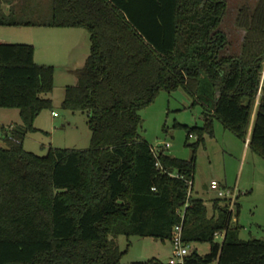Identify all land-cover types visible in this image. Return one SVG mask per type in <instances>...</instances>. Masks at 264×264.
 I'll return each instance as SVG.
<instances>
[{"label":"trees","instance_id":"trees-1","mask_svg":"<svg viewBox=\"0 0 264 264\" xmlns=\"http://www.w3.org/2000/svg\"><path fill=\"white\" fill-rule=\"evenodd\" d=\"M227 7L226 0H51L45 20L36 11L35 20L0 19L90 33V53L62 107L86 113L92 132L87 149L26 150L35 119L53 106L56 67L38 64L32 44L0 42V107L22 118L0 146V264L153 263L123 261L130 237L171 240L180 222L186 243H210L186 264H264V240L240 238L227 199L208 205L188 195L195 156L155 153L139 133L140 110L181 87L204 108V126L185 125L188 137L203 141L218 119L245 142L249 135L248 146L264 157V0L239 10L236 23L246 30L239 55L223 51Z\"/></svg>","mask_w":264,"mask_h":264},{"label":"rangeland","instance_id":"rangeland-1","mask_svg":"<svg viewBox=\"0 0 264 264\" xmlns=\"http://www.w3.org/2000/svg\"><path fill=\"white\" fill-rule=\"evenodd\" d=\"M226 1L228 7L220 28L227 34L229 44L223 51L226 55H239L246 35V30L236 23L239 10L244 5L253 9L258 0ZM35 11L41 14L40 20L48 18L51 0L0 2V19L35 20ZM67 29H73L71 31H77L78 34L75 36L64 32ZM0 42L32 44L35 51H38L37 59L40 62L56 67L54 89L47 95L52 99L53 106L44 109L37 116L34 125L38 129L27 133L24 148L39 155L46 154L50 147L80 150L89 148L92 132L87 114L63 108L62 101L66 86L77 82V74L65 67L69 65H66L63 51H81L83 45L86 47L85 51H90V33L84 28L0 24ZM74 45L76 48L73 50ZM203 112V106L194 103L193 97L183 88L173 92L162 90L151 104L140 110L139 133L157 149L163 148L166 154L183 159L195 156L191 192L194 197L202 198L211 205L213 199L218 198L213 189L206 187L212 180L236 189L239 197L232 225L238 223L241 226V239L264 240V157L218 119L214 120L213 133H205L203 141L197 143L196 134L188 137L185 125L204 126ZM254 115L255 109L252 123ZM21 123L19 109L0 107V146L8 145L10 126H19ZM249 138L248 135L247 139ZM222 239V235H217L216 241ZM127 241L125 235L118 237L122 248L126 247ZM189 248L191 252L196 250L204 255L210 251V243L195 242ZM173 257L177 258L171 240L134 235L130 237L129 250L123 261L132 263L151 260L153 263L148 264H171Z\"/></svg>","mask_w":264,"mask_h":264},{"label":"built area","instance_id":"built-area-1","mask_svg":"<svg viewBox=\"0 0 264 264\" xmlns=\"http://www.w3.org/2000/svg\"><path fill=\"white\" fill-rule=\"evenodd\" d=\"M54 115H57V113L54 112ZM12 127L13 126H10V128ZM246 143H249V141H247ZM159 150V148L157 149L155 146H153V151L155 153H157ZM157 164H159V162ZM189 184L190 187L188 195L190 196L192 192L193 181H190ZM209 187L217 193L218 197L225 198L229 201L230 210L232 212V215H234L235 209L238 204V191H236V189H231L222 185L218 180H212ZM186 206H188V202L186 203ZM180 215L182 216V218H184V210L180 211ZM171 241L173 245L174 255L177 256V258H171L170 263L186 264V257L191 254V251L189 248L190 243H186L183 238V222H180L173 227Z\"/></svg>","mask_w":264,"mask_h":264},{"label":"crops","instance_id":"crops-1","mask_svg":"<svg viewBox=\"0 0 264 264\" xmlns=\"http://www.w3.org/2000/svg\"><path fill=\"white\" fill-rule=\"evenodd\" d=\"M71 30H73V29H67V31L64 30V32H69V34H75V36L78 34L77 31H71ZM76 43H78V42H76ZM75 48H76V46L74 45L73 50ZM90 48H91V46H90ZM85 49H86V47H85V45H83V47H81V51H63V58L67 61L66 65H69V66H65V67L70 69V71L75 72V73L77 72L78 69H81L84 66L86 59L90 53V51H85ZM50 52H53V51H50ZM55 52L59 53V51H55ZM37 56H38V51H35V61L38 64H46L43 61L40 62L37 59ZM206 187L208 188L209 186H206Z\"/></svg>","mask_w":264,"mask_h":264},{"label":"water","instance_id":"water-1","mask_svg":"<svg viewBox=\"0 0 264 264\" xmlns=\"http://www.w3.org/2000/svg\"><path fill=\"white\" fill-rule=\"evenodd\" d=\"M261 88V87H260ZM247 141H249V139H247Z\"/></svg>","mask_w":264,"mask_h":264}]
</instances>
